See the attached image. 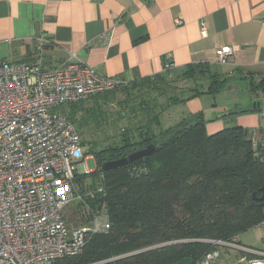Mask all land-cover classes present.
<instances>
[{
  "label": "trees",
  "instance_id": "1",
  "mask_svg": "<svg viewBox=\"0 0 264 264\" xmlns=\"http://www.w3.org/2000/svg\"><path fill=\"white\" fill-rule=\"evenodd\" d=\"M239 74L241 69L229 76L208 63L190 64L122 82L60 109L80 135L100 130L111 117L113 128L121 132L109 146L91 147L98 163L94 178L106 196L90 204L97 212L107 208L112 228L89 239L79 256L55 264H177L189 258L196 264L217 249L211 242L231 241L264 221V203L253 199L254 193L262 196L264 187V149L254 145L247 130L226 128L208 135L203 114L162 129L163 116L171 108L216 96L232 81H245L251 95L264 94V77ZM184 83L192 85L185 88ZM177 88L181 94H168ZM150 145L157 147L151 156L102 170L105 162Z\"/></svg>",
  "mask_w": 264,
  "mask_h": 264
},
{
  "label": "crops",
  "instance_id": "2",
  "mask_svg": "<svg viewBox=\"0 0 264 264\" xmlns=\"http://www.w3.org/2000/svg\"><path fill=\"white\" fill-rule=\"evenodd\" d=\"M223 47L237 51L219 65L215 53ZM167 55L176 69L208 63L215 70L224 66L220 74L241 69L238 78L264 77V0H0V62L49 69L75 57L107 78L130 83L163 73ZM234 82L207 108L208 95L185 104L189 116L203 114L208 135L243 128L264 149L263 95L243 93L238 100ZM222 94L231 102L217 99Z\"/></svg>",
  "mask_w": 264,
  "mask_h": 264
},
{
  "label": "built area",
  "instance_id": "3",
  "mask_svg": "<svg viewBox=\"0 0 264 264\" xmlns=\"http://www.w3.org/2000/svg\"><path fill=\"white\" fill-rule=\"evenodd\" d=\"M201 35H208L204 21ZM236 51L217 49V63L226 65ZM174 68L167 55L164 70ZM121 84L75 57L49 69L0 62V264H55L79 256L89 239L111 230L107 208L97 212L90 204L106 191L100 182L90 188L93 183L84 179L96 171L82 163L81 135L60 109ZM74 203L83 208L88 225L67 224L65 211ZM256 229L264 232V221ZM211 243L217 249L196 264H217L226 248L253 256L241 257L239 264H264V250L244 247L237 237Z\"/></svg>",
  "mask_w": 264,
  "mask_h": 264
},
{
  "label": "rangeland",
  "instance_id": "4",
  "mask_svg": "<svg viewBox=\"0 0 264 264\" xmlns=\"http://www.w3.org/2000/svg\"><path fill=\"white\" fill-rule=\"evenodd\" d=\"M223 68H224V66L219 67L216 71L222 72ZM260 78H262V77H260ZM260 78L258 77V79H260ZM234 83L237 84L236 86L238 88V90H237L238 95L235 97L238 100L245 99V94L250 93L249 88H248V84H246L245 81H241V80H239V81L237 80ZM191 85H192V83H190V84L184 83V87L185 86L188 87ZM181 86H179V87L182 88ZM182 91L183 90H180L179 88L172 89V91L168 90V94L179 95V94H181ZM243 93H245V94H243ZM222 95H223L222 98H217V99H219V100L223 99L227 102H231V100H232L231 95H228V96H227V94H222ZM261 95H263V98L261 99L260 103L262 104V106H264V94H261ZM216 97L217 96L210 98V96H207L205 99H203V104H204L205 108H207L211 99L214 100ZM159 102L163 103L162 105L166 106V103H164V99H161ZM112 109H113V111H116L115 107H112ZM191 113H192V109L188 105H180V106H176V107L171 108L163 116L162 129H167V128L171 127L172 125L179 123L184 118L189 116ZM107 119H108V124L103 123L101 125L100 130H96V129L92 130L90 135H85L84 133L81 134V138H82V141L84 144L83 152H84V157H85V159L82 160V163H86L88 166V169L92 172H94L98 169V163H97V160L95 158V153L92 152L91 147L94 146L97 150H100L103 147L109 146L110 143H112L114 140V135H118V132H121L120 127H119V131H117L116 128H113L112 122L114 120V117L113 118L112 117L107 118ZM159 131L160 130L157 129V132H159ZM89 142H91L90 143L91 145L89 144ZM84 179L89 181V182H92V183L95 182V185L98 184V181L97 180L95 181L94 175L84 176ZM77 206H78V204L74 203L69 208H67L65 211L66 222L70 227H82V226L88 225V223H89V221H87V218L85 216L83 208L82 207L77 208ZM239 240L241 241V243L244 247L252 248V249L260 250V251L264 250V232L260 229L250 230L248 232L243 233L241 236H239ZM159 246H155L153 248L157 249ZM148 250H150V249H148ZM224 251H225V254L222 255L221 259L219 260V262L217 264H239L238 260L241 257H243V256L248 257V258L253 257L252 255H249V254H246L243 252L234 251V250H233L234 251L233 252L230 250V248H226V249H224ZM225 255H227V256H225ZM229 255H232V256L236 255V259H234L232 256H231V258H229L230 257ZM244 264H249V262L244 263Z\"/></svg>",
  "mask_w": 264,
  "mask_h": 264
},
{
  "label": "water",
  "instance_id": "5",
  "mask_svg": "<svg viewBox=\"0 0 264 264\" xmlns=\"http://www.w3.org/2000/svg\"><path fill=\"white\" fill-rule=\"evenodd\" d=\"M156 149H157V147L155 145H150L146 149L141 150V151H137V152L129 155L128 157L121 158V159L115 160V161L105 162L102 166V170L104 172H110L113 170L123 168L125 166L130 165V164L138 162V161H140L146 157L151 156L156 151ZM261 194H262V196L258 197L257 194L254 193L253 199L255 201L264 203V187L261 189ZM177 264H194V260L192 258L184 259V260H181Z\"/></svg>",
  "mask_w": 264,
  "mask_h": 264
}]
</instances>
